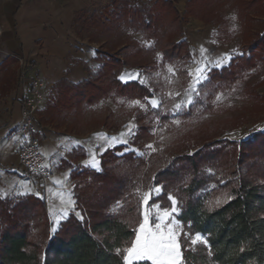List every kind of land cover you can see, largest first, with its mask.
<instances>
[{"label": "trees", "instance_id": "trees-1", "mask_svg": "<svg viewBox=\"0 0 264 264\" xmlns=\"http://www.w3.org/2000/svg\"><path fill=\"white\" fill-rule=\"evenodd\" d=\"M263 1L188 0L184 14L169 0H155L149 8L126 2L118 18L133 33L152 42L154 51L164 60L173 61L189 57L186 42L182 40L184 18L210 23L220 18L221 5L227 2L236 8L239 19L244 17L246 24L256 18L248 13L260 10L253 8L261 6ZM118 4L119 0H113L111 6L118 8ZM120 39L116 36L111 50L95 52V62L100 64L96 79L89 78L77 85L65 80L55 84V102L43 109L44 120L39 127L60 120L63 111L97 104L113 92L140 102L152 97L148 88L135 81L120 82L121 73L128 68H141L135 60L149 53L144 48L134 53ZM245 50L238 60L249 66H254V60L263 62L264 32L247 43ZM10 65L9 61L0 65V77L8 85L13 82L14 74ZM229 65L214 71L207 84L216 79L228 85L237 81L234 60ZM84 69L90 72L85 66ZM262 76L264 79V68ZM141 116L136 118L141 132L131 141L138 149L154 139L141 127ZM111 124L103 122L107 129H118L116 124ZM32 136L44 139L41 132L34 131ZM197 147H187V152L192 151L190 155L176 154L172 159L151 154L155 166L149 169L146 162L132 154L115 156L124 150L115 147L101 155L98 172L88 168L72 170L75 209L83 219L70 215L54 234L44 199L31 194L0 197V264H124L123 250L131 246L142 222V195L157 185L163 187V192L152 199L162 208L170 207L167 196L171 194L178 202L177 219L184 233L192 237L199 234L207 241V245L192 246L190 240L182 238L184 264H264V132L239 144L217 140ZM79 150L71 157L73 162L84 157ZM119 161L129 165L131 174L115 171ZM141 167L145 171L141 172ZM210 186L214 188L207 191ZM222 196L225 201L216 205V199Z\"/></svg>", "mask_w": 264, "mask_h": 264}, {"label": "rangeland", "instance_id": "rangeland-1", "mask_svg": "<svg viewBox=\"0 0 264 264\" xmlns=\"http://www.w3.org/2000/svg\"><path fill=\"white\" fill-rule=\"evenodd\" d=\"M154 1L119 0L118 8L110 6L97 9L96 11L86 12L75 21L72 32L80 47L84 46L94 52L98 51V49L104 51L111 50L112 47L110 45L115 42L116 36H119L121 38L120 41L125 43L127 48H130L134 53L138 48L148 50L149 53H144L135 60V63L140 65L141 68H128L124 71L129 70V74L138 73L140 78L145 80V83L141 84L138 80H135V82L148 88L150 94L153 95L155 93L156 98L162 102L161 108L152 109L148 105V110L145 111L134 103L137 100H130L127 97L118 96L113 92L108 98L99 101L97 104H84L79 109L74 107L70 112L63 111L60 120L43 125L44 128L48 127L64 135L75 134L79 137L86 138L90 144V152H96L99 155V159L105 152L104 147H107L105 141L100 137L105 135L108 137L119 136L121 132L126 130V125L129 123L135 125V135L139 134L141 131L136 125V118L142 115L141 127L149 135L154 137L152 143L148 144H152L157 150L153 152L145 146L141 149L132 146L131 141L135 135L129 138L128 145L116 144L107 150H113L115 147H123L124 150L116 153L115 156L121 157L132 154L134 158L146 162L147 169L155 166V163L149 157L151 154H157L165 158L170 157L172 159L176 157V154L190 155L192 151L187 152V147L198 146L197 148H199L206 142L217 140H228L239 144L250 140L256 133H263L264 79H262V72L264 61L254 60L252 62L254 66H249L244 64V61L238 59L244 55L247 43L253 39H257L264 32V1L261 3V6L253 8L260 10L248 13L251 17L256 18H253L246 24H244V17L239 19L236 8L230 7L227 2L221 5L222 7L219 10L221 11L220 18L210 23L191 17L184 18L182 40L186 42L189 57L173 61L158 60L157 54L159 52L154 51L153 43L149 42L152 45L151 47L145 46L144 41L147 40L140 34L133 33L128 24L121 18H118L123 3L128 2L131 6L149 8ZM173 2L178 11L184 14L185 9L178 7L179 2L177 0ZM212 41H215V43H212ZM201 45L208 48L210 53L217 57L221 54L230 53L233 49L236 52L243 53L242 55H233L230 62L221 68H214L208 74L210 78L214 71L227 68L234 60L235 69L233 71L236 73L237 81L231 85L219 79H216L212 84H207L208 80L205 81L199 86L202 92L197 103L194 106H189V108L184 109L177 116L173 117L171 114L172 106L174 103L183 99L184 91L188 87L189 77L187 71L189 65L192 63V53L194 51L198 53ZM252 63L250 64L252 65ZM168 67L174 69L175 75L167 72ZM99 70L98 68L96 74H91V80L98 77ZM14 82H19V80H14ZM120 82L124 83L121 80ZM7 87L8 85H4V81L0 83V95L6 91ZM169 92L173 93V96H169ZM176 92L181 93V95L175 96L174 94ZM43 95L45 98L43 100L46 101L45 107L53 104L57 96L56 92L43 93L42 90L40 96L43 97ZM217 96L222 97L220 101L216 100ZM141 103L147 105L146 100ZM42 111L43 109L39 106V109L35 112L33 122L36 123V127H39L40 123L42 124L44 120ZM157 113H159V116H157ZM157 119L159 123H157ZM174 119H179L180 123H173ZM105 120L108 124H116L118 129L105 128L103 126ZM100 145L104 147H98ZM76 153L77 151L74 152V155ZM114 168L119 174H131L129 165L126 162L119 161ZM140 169L141 172L145 171L144 167ZM212 188L214 186H210L207 191H210ZM28 194V192H25L19 195L15 194L12 197L27 196ZM153 197L157 196L153 195ZM217 200L220 203L215 204L221 205L225 201V197L222 196ZM76 212L79 211L74 208L72 214L82 221L80 217L76 216ZM142 212L143 207L141 203V217ZM154 217L155 211L153 210ZM51 223V234H54L58 230L61 222L54 224L51 220ZM53 228L56 229L55 232L52 231ZM194 237L195 235L192 238Z\"/></svg>", "mask_w": 264, "mask_h": 264}, {"label": "crops", "instance_id": "crops-1", "mask_svg": "<svg viewBox=\"0 0 264 264\" xmlns=\"http://www.w3.org/2000/svg\"><path fill=\"white\" fill-rule=\"evenodd\" d=\"M112 1L0 0V65L11 62L10 69L14 72L13 82L9 85L0 77V83L4 81V85H8L0 95V197L28 192L44 199L54 224L62 222L74 211L75 204H61L58 195L63 194L65 200L70 196L74 201L70 181L72 170L88 168L98 172L99 155L96 156L99 170L85 166L92 153L86 138L75 134L64 135L44 126L39 128L33 122L32 130L41 132L44 137L40 141V151L55 173L52 178L42 181L22 175L19 148L28 136L23 131V111L26 102L31 99L34 80L40 79L45 85L43 93H52L55 84L62 80L77 85L98 72L95 52L77 44L72 28L82 14L110 7ZM177 1L178 7L185 9L188 0ZM124 73H129V70L121 74ZM43 98L44 95L39 102L41 109L46 104ZM60 148L64 151L61 152ZM79 149L84 157L73 162L71 157ZM57 180L61 183H54ZM65 208L68 210L67 217H64Z\"/></svg>", "mask_w": 264, "mask_h": 264}, {"label": "snow or ice", "instance_id": "snow-or-ice-1", "mask_svg": "<svg viewBox=\"0 0 264 264\" xmlns=\"http://www.w3.org/2000/svg\"><path fill=\"white\" fill-rule=\"evenodd\" d=\"M215 43V41H212ZM145 46L151 47L152 45L149 42L144 41ZM95 53H93L94 55ZM243 53L236 52L235 49L230 53L221 54L220 56H213L209 49L201 45L197 51L192 53V63L189 65L187 75L189 77L188 87L185 89L183 94V99L179 102H176L172 106L171 114L173 117L177 116L184 109L189 108V106H194L198 99L201 97L202 89L199 87L205 81L209 80V73L215 68H221L226 63L230 62L233 58V55H242ZM158 60H163L161 54H157ZM167 72L175 75L174 69L172 67L167 68ZM119 79L127 83L129 80H138L139 83H145L144 79H141L139 74H129L124 73L119 76ZM169 96H173V93L169 92ZM175 96H180L181 93L176 92ZM221 96H217L216 100L220 101ZM147 101L146 104H142L139 100L135 101L136 105H139L140 108L147 111L148 105L152 109H160L162 106L161 100L157 99L155 93L152 97H145ZM159 116V113H157ZM157 123L159 120L157 119ZM173 123L179 124V119H174ZM135 125L129 123L126 125V130L121 132L119 136L100 137L105 141L107 147L100 145L98 147H104V151H107L108 148L114 147L116 144L128 145L129 138L135 135L134 132ZM99 135V134H98ZM146 148L151 151H156L152 144L145 145ZM133 151H135L133 149ZM143 155V153H141ZM96 152L90 153V161L86 162L85 166H91L99 170V161L96 158ZM54 183H61V181H54ZM51 191V190H49ZM163 192L162 186H153L147 192L143 194L142 198V222L139 223V227L136 229L135 240L132 242L130 247L125 248L123 261L124 264H137V262H150V264H184L183 255H182V238L184 240H190L192 245L197 243H203L207 245V241L203 239L199 234H196L194 238L190 234H186L183 231V226L176 218L179 215V208L177 200L171 195L168 194L167 199L171 201L170 207H161L159 203L153 200V195L160 196ZM22 194V193H21ZM60 196L61 204L72 206L74 201L69 198L64 199L63 194H58ZM219 204L220 201L215 202ZM74 210V209H73ZM153 210L155 211V217L153 218ZM68 216L67 208L64 209V217ZM76 216L83 219L79 212H76ZM58 222V221H57ZM53 232L56 231L55 228L52 229ZM243 250V249H241ZM117 253H120V249H116ZM211 254V252L209 253Z\"/></svg>", "mask_w": 264, "mask_h": 264}, {"label": "built area", "instance_id": "built-area-1", "mask_svg": "<svg viewBox=\"0 0 264 264\" xmlns=\"http://www.w3.org/2000/svg\"><path fill=\"white\" fill-rule=\"evenodd\" d=\"M32 86L33 89L30 90L31 99L26 102L22 115L24 118L23 131L28 136L23 140L19 148V157L21 161L20 170L22 175L34 177L42 181L52 178L55 171L54 168L47 163L43 153L40 151L41 139H35L32 136V133L34 132L32 130L34 115L39 109L40 94L45 88V85L40 79H37L33 81ZM60 151L63 152L64 148H60Z\"/></svg>", "mask_w": 264, "mask_h": 264}]
</instances>
